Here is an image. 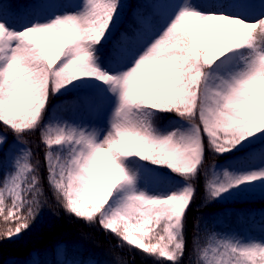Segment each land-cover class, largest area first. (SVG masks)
Masks as SVG:
<instances>
[{"label": "snow or ice", "instance_id": "obj_1", "mask_svg": "<svg viewBox=\"0 0 264 264\" xmlns=\"http://www.w3.org/2000/svg\"><path fill=\"white\" fill-rule=\"evenodd\" d=\"M8 7L0 2V154L13 155L6 173L0 160V254L38 226L46 181L67 214L152 264H264V236L193 217L191 250L188 240L201 177L207 203L257 190L264 200V0H154L115 39L123 0H72L15 23ZM79 91L69 104L103 112V126L49 108ZM35 132L45 177L31 149L13 148ZM209 151L225 162L205 169Z\"/></svg>", "mask_w": 264, "mask_h": 264}, {"label": "trees", "instance_id": "obj_2", "mask_svg": "<svg viewBox=\"0 0 264 264\" xmlns=\"http://www.w3.org/2000/svg\"><path fill=\"white\" fill-rule=\"evenodd\" d=\"M37 1L47 2L48 0H0V2L9 5L6 9L14 21L20 18L21 14L31 16L39 9ZM154 0H128L124 7L121 17L123 22L114 33V39L124 31H131L135 26L134 15L144 14L151 11V4ZM258 4L260 0H254ZM85 95L83 91L70 92L65 96L51 97L49 108L52 105L57 106L54 114L70 122L76 121L79 110L82 106H73L69 102L78 96ZM160 124H164L162 119ZM0 130L3 126L0 125ZM15 137L8 133V143L13 142ZM26 145L31 149L33 163L38 162L39 174L41 177L47 175L45 168V148L41 143L40 133L35 132L24 137ZM0 160L3 162V172L6 173L7 157L0 154ZM225 160V157L213 156L209 151L206 155L204 168L208 169L211 165ZM197 188V194L189 213L188 240L189 250H191V220L193 217L201 218V227L215 228L223 233H229L235 228L241 227L242 223L248 221L253 213L264 209V200L258 197L247 198L246 200L234 201L231 204L222 202H205V190L203 178L194 182ZM46 193V203L42 208L39 224L32 231L25 234L22 240L18 242H5L0 254V261L4 264L12 262H24L37 260L51 264L58 260V254L54 252L57 245L63 244L66 248V257L72 260H93L96 264H152L150 258L143 255L136 249H130L128 246L120 247L117 237L106 232L100 225H89L82 219L74 215L67 214L63 208L56 202L51 190L44 182ZM233 207L227 211V206ZM221 214L226 215V223L221 225L218 222ZM264 222V219H263ZM190 257L185 256L184 264H189Z\"/></svg>", "mask_w": 264, "mask_h": 264}, {"label": "rangeland", "instance_id": "obj_3", "mask_svg": "<svg viewBox=\"0 0 264 264\" xmlns=\"http://www.w3.org/2000/svg\"><path fill=\"white\" fill-rule=\"evenodd\" d=\"M127 1L128 0H123V3L126 4ZM253 1L254 0H252V2ZM70 2H72V0H50L49 2L40 3V4H38L40 10H38L35 14H39V15L51 14L52 12H55V11H58V10H62V9L58 8V6L60 4H68ZM8 17H9L10 21L15 23V21L12 20L10 15H8ZM28 17H30V16H28L26 14L25 15V19H27ZM20 18H21V16H20ZM121 23H122V19L120 20L119 26L121 25ZM75 122H77V123L83 122L85 124H89L90 123L92 126H103L105 124V114L103 112H95V111H91V110H86L83 107V108H81L79 110V115H78V118L76 119ZM17 147H19V148H25V147L29 148L26 144H23V145L13 144V148L14 149L17 148ZM12 155H13V153L11 151H9V153L7 155V160L8 161H7V164H6V168H7L6 172L10 168ZM224 162H225V160L220 161L217 164H222ZM251 197L260 198L259 191L257 190V192L254 195H245V196H241V197H235V198L224 200V201H220V202L225 203V204H231L234 201H237V200L243 201V200H246L247 198H251ZM232 208L233 207H231L229 205V206H227L226 210L229 212V211L232 210ZM226 217H227L226 215L221 214V216L218 219V222L221 225H224L226 223ZM263 219H264V209H260L256 213H253L248 221H245L244 223H242L241 227L235 228L234 230L229 232V234H240V235H243L245 237H251V238L259 239L261 236H264V222H263ZM60 246L64 247L63 244H61ZM59 255H62V254H58V258H59ZM63 260H64V257H61V259L59 261H63ZM68 260H70V259H68ZM86 262H91V264H96V262L93 261V260H90V261L88 260Z\"/></svg>", "mask_w": 264, "mask_h": 264}]
</instances>
